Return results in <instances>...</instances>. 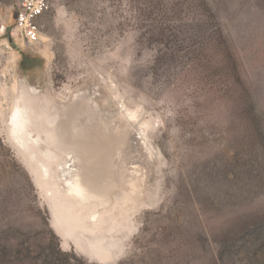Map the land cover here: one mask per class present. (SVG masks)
<instances>
[{
  "label": "rangeland",
  "instance_id": "obj_1",
  "mask_svg": "<svg viewBox=\"0 0 264 264\" xmlns=\"http://www.w3.org/2000/svg\"><path fill=\"white\" fill-rule=\"evenodd\" d=\"M18 1L0 264H264V0H49L30 46Z\"/></svg>",
  "mask_w": 264,
  "mask_h": 264
},
{
  "label": "built area",
  "instance_id": "obj_2",
  "mask_svg": "<svg viewBox=\"0 0 264 264\" xmlns=\"http://www.w3.org/2000/svg\"><path fill=\"white\" fill-rule=\"evenodd\" d=\"M49 0H19L13 14L14 38L27 46L36 44L39 39L40 21L50 11Z\"/></svg>",
  "mask_w": 264,
  "mask_h": 264
},
{
  "label": "bare ground",
  "instance_id": "obj_3",
  "mask_svg": "<svg viewBox=\"0 0 264 264\" xmlns=\"http://www.w3.org/2000/svg\"><path fill=\"white\" fill-rule=\"evenodd\" d=\"M18 114V113H17ZM17 117V115H16V113L14 114V117H13V119L14 118H16ZM60 117V116H59ZM45 119V118H44ZM66 123V122H65ZM38 124V123H37ZM64 124V123H63ZM68 124H69V122H68ZM37 127V126H36ZM46 127V126H45ZM69 128V127H68ZM44 129V128H43ZM87 129V128H86ZM75 130H76V128H75ZM59 131V130H58ZM15 132V131H14ZM45 133H46V131H45ZM44 133V134H45ZM46 136H47V138H48V135L47 134H45ZM89 135V134H88ZM56 137H58V136H56ZM63 138V137H62ZM68 138V137H67ZM51 140V139H50ZM52 140H55V139H52ZM73 140V139H72ZM75 140V139H74ZM87 140V139H86ZM79 142V141H78ZM36 143H38V142H36ZM85 143H87V142H85ZM94 143H95V141H94ZM73 144V143H72ZM84 144V143H83ZM90 144V143H89ZM52 145V144H51ZM81 145V144H80ZM79 145V146H80ZM100 145V144H99ZM77 146H78V144H77ZM91 146V145H90ZM89 147V146H88ZM93 147H94V145H93ZM97 148V147H96ZM94 151H95V149H94ZM59 154V153H58ZM74 154V153H73ZM57 157V156H56ZM75 157V156H74ZM77 160V159H76ZM75 160V161H76ZM92 160H94V159H92ZM95 161V160H94ZM79 162V161H78ZM78 167V166H77ZM95 168V167H94ZM62 171H63V176L64 177H66V169H65V167L63 168V167H61L60 168ZM86 169V168H85ZM94 171V170H93ZM44 173H46V171L44 170ZM75 178V177H74ZM92 178H94V177H92ZM75 180V179H74ZM77 180V179H76ZM91 180V179H90ZM92 181V180H91ZM90 181V182H91ZM79 183H80V181H79ZM84 184V183H83ZM86 184V183H85ZM89 185H90V183H89ZM91 186V185H90ZM68 189H69V192L72 194V195H74V196H76L77 198H79L80 200H84L85 198H87V194H89V192H85L84 190H82V189H80L79 190V188H81L82 186H81V184H78L77 182H74L73 183V185H72V183H69L68 184ZM90 189V188H89ZM92 190V189H91ZM85 193V194H84ZM83 195H85V196H83ZM109 198V197H108ZM91 199V198H90ZM95 200V199H94ZM96 201V200H95Z\"/></svg>",
  "mask_w": 264,
  "mask_h": 264
},
{
  "label": "trees",
  "instance_id": "obj_4",
  "mask_svg": "<svg viewBox=\"0 0 264 264\" xmlns=\"http://www.w3.org/2000/svg\"><path fill=\"white\" fill-rule=\"evenodd\" d=\"M252 121H254V120H252ZM256 139H258V141L261 142L262 135H261V133H260L259 131H258V133H257V135H256ZM53 237H54V239H56L55 236H53ZM223 246H224V243H223V244H220L219 248L222 249Z\"/></svg>",
  "mask_w": 264,
  "mask_h": 264
},
{
  "label": "water",
  "instance_id": "obj_5",
  "mask_svg": "<svg viewBox=\"0 0 264 264\" xmlns=\"http://www.w3.org/2000/svg\"><path fill=\"white\" fill-rule=\"evenodd\" d=\"M10 41H11V39H10Z\"/></svg>",
  "mask_w": 264,
  "mask_h": 264
}]
</instances>
